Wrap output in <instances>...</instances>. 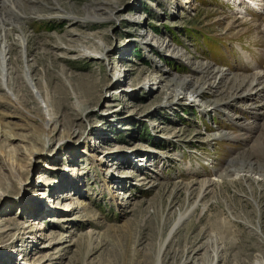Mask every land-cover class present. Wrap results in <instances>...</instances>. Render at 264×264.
Instances as JSON below:
<instances>
[{
  "label": "rangeland",
  "instance_id": "374dc122",
  "mask_svg": "<svg viewBox=\"0 0 264 264\" xmlns=\"http://www.w3.org/2000/svg\"><path fill=\"white\" fill-rule=\"evenodd\" d=\"M236 10L227 0H0L12 67L0 75V120L20 152L14 160L0 148V264H157L163 245L161 264H264V112L206 85L199 101L171 100L173 76H189L187 89L213 77L159 46L171 40L193 61L249 79L264 70V14ZM100 46L106 58L83 54ZM159 65L166 87H144ZM46 104L59 124L43 148ZM58 196L85 208L52 209ZM91 231L99 246L80 238ZM60 235L72 243L50 248Z\"/></svg>",
  "mask_w": 264,
  "mask_h": 264
},
{
  "label": "bare ground",
  "instance_id": "6f19581e",
  "mask_svg": "<svg viewBox=\"0 0 264 264\" xmlns=\"http://www.w3.org/2000/svg\"><path fill=\"white\" fill-rule=\"evenodd\" d=\"M184 1L189 3L191 0H184ZM227 1L229 3H231V4H233L235 10H236L237 7H238V10H243V12H242L243 14H247L248 13L246 8H250L252 11H254L256 13H261L260 11H262V13L264 14V0H227ZM236 12H237V10H236ZM242 13L240 12L241 15H242ZM20 18L24 19L25 18V14L23 13L22 15H19L18 16V21L20 20ZM21 21H19V22L21 23ZM20 23H17V24L19 25ZM22 23H24V22H22ZM0 28L1 29L2 28L5 29L3 26L0 27ZM4 31L8 32L9 30L8 31L4 30ZM1 35H3V34H1ZM150 37H151L150 33H147L144 37L141 38L140 41L145 44V42L148 39H150ZM159 46L163 50H167V51H171V52L176 53L178 56H180L183 59V61H185L187 64L193 66V69H194V71L197 74L203 75L204 73H207V72L210 71L212 73L211 77H213L212 80H207V83H205L204 85H199L198 81H196V83L192 84L191 88L187 89L186 87L188 85L186 86V83H188V80L190 78L189 76H173V78L175 77L174 79H177L178 81L173 83V85H174L173 88L171 90H169L170 89L169 88L168 89L169 91L166 93L167 97L170 98L171 100L174 101V100L178 99V96L181 95L182 93H184L185 97H187V98H189V99H191L193 101H199L200 100L199 96H200L201 92H203L202 90L204 89V87L206 85V87L208 89H210L211 91H213V88H214V91H216L218 94H222L223 95L222 96V101H226V102L233 101V102H235L234 105H236L237 107H245V109L250 108L251 110L253 109V111H254L256 116L261 114V112L262 113L264 112V101L262 103L260 102L261 104H259L257 106L255 104H253V103L252 104H249V103L246 104L245 102L242 103L243 101L248 100L247 99L248 98V96H247L248 94H255L257 96H264V94H262V93H264V70L258 69L257 72L255 74H253V76H251L249 79H247L245 77V78H243L241 80L240 79L235 80L236 78L232 77V76L230 77L229 76L230 73L225 71L224 68L214 67L211 70V67H213L212 63L206 62V61L205 62L204 61H193L184 48H181V47L173 44L171 42V40H167V39L166 40H162V41L159 42ZM20 47H22V46H20ZM100 47L101 48H100L99 52L98 51L97 52H93V51L85 50V51H83V54H90V55L99 56L100 58H103V57L106 58V56H107L106 53H105L106 52L105 51L106 48L103 47V46H100ZM22 49H23V51H22L23 54L22 55L24 57V55H25L24 46H23ZM7 50H8V46H7L6 42L0 43V75L2 77H5V76L9 77L10 74H11L10 70H11L12 67L10 66V63L8 62L9 58L7 57ZM158 67L159 68L157 69V71L155 73H153V75H152L153 77L150 76L151 78H147V80L144 81V87H148L151 90H154V89L158 90L160 88L166 87L165 76H167L166 75L167 73L162 72L166 67H164L162 65H161V67H160V65ZM256 68H258V67H256ZM166 70H168V69H166ZM25 71H26L25 72V75H26L25 78H27L28 82L31 83V85L33 87L34 85H33L32 80L30 78V72H29L28 69H26ZM202 78H203V76H202ZM191 81H192V79H191ZM230 82L233 84V86H232L233 89H231V91H229V92H226L225 88ZM4 84H5V82L2 81L0 83V86H1L0 88L5 90ZM132 87L134 88V86H132V84H129V85L126 86L125 89L126 90L133 89ZM6 88L8 89L7 91H9V93L11 94V92H12L11 88L10 87L8 88L7 86H6ZM34 93L38 94L39 97H40V94L38 93L37 90ZM13 99L14 98L11 96V98H10L11 102L10 103L14 107H16V101L13 100ZM15 99H16V97H15ZM201 103H202V105L205 104L203 102H201ZM48 107H49V105L46 104V107L44 108V117H43V120H42L44 133H43L42 137L39 138V142L42 143V147L43 148L50 147V145L56 140L55 137H54L55 134L53 133L52 129L54 127H56V125L59 124L58 121H57V118L54 117L50 113V110L48 109ZM256 110L259 111V113L256 112ZM26 113H28V112H26ZM227 116H228V118L230 120L233 121L234 119L237 118L238 115L235 114V113H230L228 111ZM250 123L249 122L247 123V121H245L243 123V125L248 126V125H250ZM251 126H252V123H251ZM214 135L217 136V135H220V134L216 133ZM15 136H16V134H15V131L13 130V128L9 124L4 123L2 120H0V148L5 149L6 154L11 156V158L13 157V159L15 158L14 160H16L17 155L20 153L17 149H15L12 146L13 143L11 142V140L14 139ZM33 146H34L35 151H40L38 149V147H36L35 144ZM90 156H92V155L90 154ZM220 172H222V171H220ZM65 174H68L67 176H69V178H68L69 180L71 179L73 182H77V184H79L78 177L75 176L76 174H75V172L73 170H69V171L65 170L64 171V176H65ZM218 176L219 175L217 174L216 177L210 179L205 184V186L206 187H210L214 183V181H216L218 179L217 178ZM247 177H248L247 175L246 176H240L239 175V178L243 179V181L246 180V179L248 180ZM19 184L22 185V181H19ZM7 195H8V193L6 194V196ZM60 197H62V196H58V199H57L58 201H57L56 204H52V203L50 204L52 209H55V207L59 206V207H61L63 212H69L70 211L69 213H73V212L74 213H76V212L79 213L78 211L84 210V208H85L84 205H83V202L80 201V200H75L74 198L73 199L68 198L69 201L67 199V200L62 202L60 200ZM39 206H40V204L38 205V207ZM183 220H184V215L180 216L177 219V221L174 224L172 230L169 232V235H168L169 237L176 230V228L182 223ZM100 235L101 234H99L98 232L91 231L89 233L80 235V238L85 237V239H87L88 243L91 246H92V244H94V240H95V243L97 242L96 245L99 246L98 243L100 241L98 239H99ZM72 240H73V236H71V235L70 236L69 235L55 236L52 239H50L49 247L50 248L59 247V249H64V248L68 247L72 243ZM166 242H167V240H166ZM163 247H164V245L160 249V254H159V257H158V260H157V264H161L160 255H161ZM46 257L47 256H43V259H46ZM214 264H217V260L214 262Z\"/></svg>",
  "mask_w": 264,
  "mask_h": 264
},
{
  "label": "trees",
  "instance_id": "16d2710c",
  "mask_svg": "<svg viewBox=\"0 0 264 264\" xmlns=\"http://www.w3.org/2000/svg\"><path fill=\"white\" fill-rule=\"evenodd\" d=\"M52 25V24H51ZM152 29H154V28H152ZM138 55H139V53H137ZM141 56V55H140Z\"/></svg>",
  "mask_w": 264,
  "mask_h": 264
}]
</instances>
